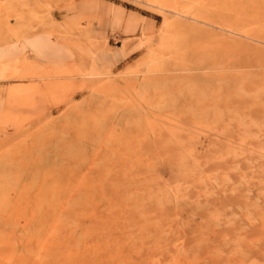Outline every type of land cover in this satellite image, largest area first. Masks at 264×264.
I'll return each instance as SVG.
<instances>
[{"label": "rangeland", "instance_id": "374dc122", "mask_svg": "<svg viewBox=\"0 0 264 264\" xmlns=\"http://www.w3.org/2000/svg\"><path fill=\"white\" fill-rule=\"evenodd\" d=\"M0 264H264V0H0Z\"/></svg>", "mask_w": 264, "mask_h": 264}]
</instances>
